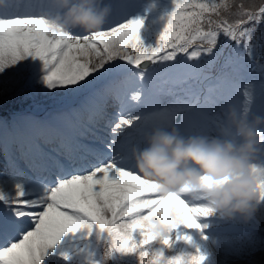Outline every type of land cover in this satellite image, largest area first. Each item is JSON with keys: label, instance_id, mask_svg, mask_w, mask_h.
Segmentation results:
<instances>
[{"label": "snow or ice", "instance_id": "snow-or-ice-1", "mask_svg": "<svg viewBox=\"0 0 264 264\" xmlns=\"http://www.w3.org/2000/svg\"><path fill=\"white\" fill-rule=\"evenodd\" d=\"M173 2L174 10L156 47L151 49L138 39L140 19L124 20L92 34L50 37L44 16L0 18V74L31 57L38 58L46 70L44 84L67 93L85 90L97 79L112 75L142 81L150 73L170 71L181 58L194 61L210 57L221 34L239 43L250 30L246 25L254 27L264 19V2L258 10H245L242 3L235 4L240 14L234 21L224 15L233 5L222 7L221 0ZM80 57L85 59L81 61ZM144 61L155 67L150 69ZM169 61L175 63H165ZM140 98V92L130 97L132 101ZM183 119L178 110L166 121L147 125L141 116L120 111L104 159L75 172L61 169L52 177L0 180V264H42L61 237L76 232L84 219L106 234L113 252L136 254L141 243L144 247L147 241L137 240L135 233L126 234L121 225L169 201L182 210L185 229L207 227L197 222L207 216L206 208L184 200L181 193L162 196L158 186L136 171L131 158V149L142 144L149 127L173 126L182 132L177 121ZM216 121L215 127L219 128L221 115ZM199 134L209 135L206 127ZM122 217L128 221H122ZM176 237L177 241L191 242L188 235L177 233ZM205 259L201 255L192 264H204Z\"/></svg>", "mask_w": 264, "mask_h": 264}, {"label": "rangeland", "instance_id": "rangeland-1", "mask_svg": "<svg viewBox=\"0 0 264 264\" xmlns=\"http://www.w3.org/2000/svg\"><path fill=\"white\" fill-rule=\"evenodd\" d=\"M121 3L131 5L133 12L122 14L119 11H115L110 14V17L116 20L120 16L123 18V22L124 20L140 19L142 25L138 33H142L143 26H147L156 30L159 36L164 28H159V25H156L157 22L153 21L154 14L157 12L169 14L174 10L173 0H116L114 6L117 7ZM167 21H164L165 26ZM249 35L250 31L247 33L246 38H249ZM226 40L221 35L218 37L216 48L212 50L210 57H201L194 61H187L186 57L181 58L178 62L180 64L179 67L175 69L182 68L191 76L176 75L172 68L170 71L150 73L142 81L114 75L110 79L106 78L107 80L105 79L99 83L91 91L82 90L85 92L84 96L75 104L74 100L82 91L67 93L68 96H66L65 100L60 98L59 101H64V104L59 102L49 109H34L29 113H36L37 115L52 111V116L59 118L61 115H65L66 110L72 111L78 119H70L69 121L74 134L82 140L91 141L92 144L95 143L94 145L97 148H94V150L102 151L106 156L108 155L106 145L113 138L112 128L114 127L117 113L120 111L139 115L147 125H152L155 122L166 121L169 114H174L178 110H188L193 116V119L189 121L191 123L190 126L187 127L192 135L199 134L205 127L209 135L215 134V131H217V127H215L217 121L214 116H212L213 118L211 117L212 126L208 125L211 122L209 120L210 116L206 117L204 114L201 115L202 117L200 115L195 117V114L198 113L197 111L200 113L205 104L206 109L214 105L216 117L222 115L223 110L228 106L234 107L238 112L264 116V72H262L263 69L262 71L255 69V66H257V54L254 51L247 50V39L245 38H241L239 43L232 40L225 52L222 49L219 50L218 44L221 42V47ZM100 47L102 49L103 46L101 45ZM191 50L189 49V51ZM180 55L182 56L183 54ZM90 58L91 55L88 56V59ZM80 59L83 61L85 58L80 57ZM165 63L171 64L172 61ZM152 67L155 66L150 63L149 68L151 69ZM45 74L46 70L38 58L27 57L14 67L7 69L3 74H0V85L4 84L6 88L9 85L8 91H11L13 96H16L14 99L12 96L7 99L22 102L25 99L19 95L17 90L21 84L19 82L20 77L27 75L25 79L35 84L37 80H43ZM144 83H149L157 92L152 95L154 99L151 101L144 99V94L147 95L144 90ZM60 91L58 90L56 93L59 94ZM136 92L141 93V98L139 101H132L130 97ZM30 93L34 94V90ZM91 102H94L95 105H91ZM8 117L6 120L5 115L0 112V147H3V149H0V160L12 166H15V161H17L24 168H27L23 158L26 159L27 155L37 154V145L25 127L24 120L28 116L22 114L11 116V114H8ZM15 120L16 122L22 120L19 122V124H22V132L17 131L14 125ZM39 124L42 125L41 122ZM39 128L44 130L43 132H47L50 139L57 137V135L62 137L64 133L61 126L43 125ZM152 128L149 127L148 131ZM182 130L185 129L183 128ZM11 131L13 133L15 131L18 132L19 136H15ZM38 137L44 141L46 140L39 133ZM43 140L37 139L36 141L43 142ZM77 155L79 156L80 152H77ZM84 162L87 165L79 164L75 169L71 168V170L65 171H79L92 164L86 159ZM17 168L19 169V167ZM14 173L12 169L4 170L0 165V180L14 176L19 180L35 178L24 176L21 173H18V175ZM259 209L264 211V204ZM121 220L128 221V218L122 217ZM80 223L83 226L76 232H67L61 237L44 258L42 264H54L55 260L60 258L66 241L73 239L72 236H85L86 238L94 239L93 236L97 235L96 231H100L98 227L86 219L81 220ZM198 223L207 225V227H203L202 230L181 228L179 233L188 235L191 238V242L176 241L172 251L166 253L168 256H174L181 252L186 253L185 251L188 250L187 245L191 244L197 248L204 242V247L207 246L206 252L210 253V256L206 257L204 264L210 260L212 253L215 251L221 252V254L222 252H228L230 258H232L229 261L230 263L264 264V231L257 225L256 232L251 231L250 228L253 226L250 223L255 224L253 217L247 222H243L238 218L229 221L218 220L214 217L198 218ZM103 234L106 236L105 233ZM134 238L139 240L138 234H134ZM220 244H224V246L220 247ZM145 247L147 248L148 245H145ZM133 255L138 257V252L136 254L133 253ZM246 255L250 259L246 260Z\"/></svg>", "mask_w": 264, "mask_h": 264}, {"label": "clouds", "instance_id": "clouds-1", "mask_svg": "<svg viewBox=\"0 0 264 264\" xmlns=\"http://www.w3.org/2000/svg\"><path fill=\"white\" fill-rule=\"evenodd\" d=\"M48 3L55 9L43 17L50 37L77 29L85 34L98 32L111 12L105 0ZM221 118L222 125L212 135H184L173 126L154 127L144 136L143 146L131 149V158L136 171L158 186L162 196L181 193L184 200L207 209L204 218L247 222L264 204V116L228 106ZM121 228L147 241L148 247L141 243L138 250L139 264H192L204 255L199 248L193 253L166 254L172 251L176 234L185 228L182 210L170 201L141 212ZM112 253L107 247L104 259Z\"/></svg>", "mask_w": 264, "mask_h": 264}, {"label": "trees", "instance_id": "trees-1", "mask_svg": "<svg viewBox=\"0 0 264 264\" xmlns=\"http://www.w3.org/2000/svg\"><path fill=\"white\" fill-rule=\"evenodd\" d=\"M262 2H264V0H221V6L223 7L224 4L233 5L232 8L224 12V15H226L229 20L234 21L237 18V15L240 14L238 10L234 7L235 4L242 3L244 5L245 10L248 9L258 10V7ZM165 18H167L165 14H157V20L158 21L162 20L160 27L164 26L165 23H163V21L166 22V20H164ZM246 26H252V25H246ZM259 26L261 29L264 28V19H261L258 24L254 25V27L252 26L253 28L251 29V32H259L262 34H260L261 40H259L258 42L249 43L251 45L249 47L252 48L253 46L255 50H257V53L259 55L258 60L261 62V65L259 67H263L264 69V33H263L264 29L259 30L257 28ZM222 37L226 39V36L222 35ZM138 39L145 48L151 49L156 47L159 39V33L154 29L150 30L146 28L144 30L143 37L142 38L138 37ZM129 51H131L130 48ZM120 62H124V61H119V63ZM37 85H40L38 87L40 89L42 88L41 91L46 92L44 90L45 87L43 80H39ZM46 90L50 94H56V92L60 89H49L47 87ZM7 92L8 89L4 87V84L0 85V98L2 97L3 94ZM262 212L264 217V211ZM93 238L94 239H90L87 243L78 240L76 241L75 245L67 246L65 251L61 255V260L57 261L56 264H134L133 260L129 258H125L127 256L126 254H121L117 252H113L111 258L105 260L104 254L108 245L104 242L105 241L104 238L99 234L93 236Z\"/></svg>", "mask_w": 264, "mask_h": 264}, {"label": "bare ground", "instance_id": "bare-ground-1", "mask_svg": "<svg viewBox=\"0 0 264 264\" xmlns=\"http://www.w3.org/2000/svg\"><path fill=\"white\" fill-rule=\"evenodd\" d=\"M55 9H53V10H51L50 12H47V13H39V14H37L38 16H50V15H52V14H54V11ZM21 15H35V13L34 12H24V13H22ZM8 17V16H7ZM1 18V17H0ZM122 17H118L116 20L114 19V18H112V17H108V19H107V21H106V23H105V25L102 27V30H108L110 27H112V26H116V24H118V23H122L123 21H122ZM74 33L75 34H80V35H82V34H85V33H83V32H81L80 30H74ZM91 105H95L94 104V102H91L90 103ZM85 110V109H84ZM97 111V110H96ZM65 116V115H64ZM64 116H60L59 118H56V117H54L53 118V116H52V121H53V123L54 124H58V125H60V126H62V128H63V130L64 131H66V132H69V134L71 135V136H74V134H73V131H72V128H71V125L69 126V121L67 120V118H66V116L64 117ZM30 128V127H29ZM85 145H88V146H90V144H91V142L90 141H87L86 140V142H83ZM84 148V147H83ZM104 159V158H103ZM3 163H5L6 164V162H3ZM191 245V244H190ZM204 245H205V243L204 242H202L197 248H199L200 249V252L202 253V254H204L205 256L208 254L207 252H206V250H207V246H205L204 247ZM224 246V244H220V247H223ZM196 248V246H192L191 245V249H189V251H191L192 253L193 252H195V250L197 249Z\"/></svg>", "mask_w": 264, "mask_h": 264}]
</instances>
